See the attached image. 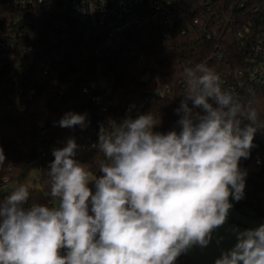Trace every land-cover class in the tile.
Wrapping results in <instances>:
<instances>
[{"label": "clouds", "instance_id": "obj_1", "mask_svg": "<svg viewBox=\"0 0 264 264\" xmlns=\"http://www.w3.org/2000/svg\"><path fill=\"white\" fill-rule=\"evenodd\" d=\"M183 76L189 88L175 110L179 132H154L151 112L109 120L94 145L102 175L89 177L68 138L52 149L47 171L58 206L25 207L23 183L0 199V264H175L193 244L209 243L232 207L229 196L243 198L239 161L264 121L255 101L222 89L206 64L185 67ZM86 115L68 111L54 124L83 129ZM232 231L236 243L214 264H264V223Z\"/></svg>", "mask_w": 264, "mask_h": 264}, {"label": "built area", "instance_id": "obj_2", "mask_svg": "<svg viewBox=\"0 0 264 264\" xmlns=\"http://www.w3.org/2000/svg\"><path fill=\"white\" fill-rule=\"evenodd\" d=\"M145 24L153 26L163 38L179 25L180 34L187 33L194 41L214 40L211 51L219 62H227L222 42L232 38L239 58L216 72L221 88L240 99L254 87L264 89V0H0V148L5 135L16 129L6 120L12 114L22 120L24 137L10 139L28 166L37 165L52 149L63 147L68 138H74L83 149H92L98 136L95 127L77 138L52 133L45 80L53 64L72 61L75 51L85 59L87 42L100 30L106 34L99 46L108 48L129 30ZM44 29L49 32L47 37ZM135 57L134 64L140 70L144 57ZM167 91L158 92L159 97ZM50 92L56 99L64 95L57 87ZM76 98L85 102L82 113L104 126L109 120L122 122L134 108L131 104L123 113H110L120 99L112 94L99 66L81 85ZM253 145L261 149L250 151L239 161L247 175L245 196L238 205L250 195L251 210L260 201L256 195L264 198V187L258 186L264 177V127L255 133ZM6 170L11 172L12 167ZM9 183L4 177L0 191H5ZM44 197L47 206H58V197Z\"/></svg>", "mask_w": 264, "mask_h": 264}, {"label": "trees", "instance_id": "obj_3", "mask_svg": "<svg viewBox=\"0 0 264 264\" xmlns=\"http://www.w3.org/2000/svg\"><path fill=\"white\" fill-rule=\"evenodd\" d=\"M42 34V31H39ZM43 33L47 37L49 32L44 29ZM38 34V33H36ZM106 34L105 30H100L94 35L86 45L85 59L80 55H75L72 61H64L53 64L50 73L45 80V88H47V108L50 117V123L53 125L52 133L61 138L69 136L79 137L83 132H87L89 128L95 127L97 135L101 127V123L94 121L91 115L86 118L88 122L85 128L79 126L60 127L54 124L58 118H61L66 112L72 111L75 113L83 112L84 101L78 100L76 94L81 85L86 82L97 66L100 67V72L109 82V89L112 94L119 97L118 104L110 109V113H123L127 105H133L131 113L126 117L135 118L139 114L151 112L157 120L158 125L154 126V132L167 133L171 130L179 132L180 126L177 124L179 115L175 110L179 108L180 101L185 99L183 95L188 91L189 85L183 76L185 67H192L197 63H204L209 66L215 73L223 67H229L230 62L239 58V54L235 49L234 40L226 38L223 43V54L228 58L227 62H219L212 55L211 45L214 40L207 41L200 38L194 41L189 34H180L179 25L168 38H163L162 34L153 26L145 24L125 33L113 46L108 48H100L99 44ZM141 55L144 57V62L140 70L134 64L135 56ZM233 63V62H232ZM231 63V64H232ZM44 85V84H43ZM59 88L64 92L60 99L52 97V89ZM168 89L161 97L156 98L155 93L162 92ZM253 100L257 108L258 117L260 120L264 117V89L254 87L250 92L245 94L241 100ZM191 101H188L189 107ZM6 120L12 123L16 129L9 132L3 139V144L0 149L3 150L5 160L0 164V181L4 177H8L10 182H15L17 185L24 183L23 170L28 167V161L23 158L19 149L16 148L10 138L18 139L24 137L21 121L18 116L9 114ZM4 123V122H3ZM247 123V121H245ZM6 133V132H5ZM11 136V137H9ZM98 136L95 137V145L97 144ZM76 149L75 159L84 163L91 178L100 176L99 161L103 159V154L96 147L92 149H83L79 142ZM261 149L253 146L250 151ZM54 159L52 151L48 153L38 164L36 183L38 188L29 189L30 196L25 204V207L32 204L46 205L45 194L50 197L49 178L47 171L49 163ZM12 167L11 172H7L6 168ZM258 186L264 187V177L260 180ZM35 183V182H34ZM89 183V187H92ZM261 189H256L254 192L259 193ZM9 192L0 191V199H3ZM249 194V193H248ZM258 200L259 203L254 210H251L250 195L237 206V210L246 215V210L252 212V216L264 219V198ZM245 207V208H244ZM63 253V249H61ZM175 264H188V261L178 256Z\"/></svg>", "mask_w": 264, "mask_h": 264}, {"label": "water", "instance_id": "obj_4", "mask_svg": "<svg viewBox=\"0 0 264 264\" xmlns=\"http://www.w3.org/2000/svg\"><path fill=\"white\" fill-rule=\"evenodd\" d=\"M155 97L158 98L159 94L155 93ZM244 196L245 193L243 198ZM243 198L237 201L233 200L230 195L229 200L232 207L228 210L224 223L212 230L209 243L206 246L193 244L179 256L185 258L188 264H214L222 251H226L236 243V235L232 231L233 227L242 231L248 228L254 229L264 223L262 218L245 215L237 210V206Z\"/></svg>", "mask_w": 264, "mask_h": 264}, {"label": "rangeland", "instance_id": "obj_5", "mask_svg": "<svg viewBox=\"0 0 264 264\" xmlns=\"http://www.w3.org/2000/svg\"><path fill=\"white\" fill-rule=\"evenodd\" d=\"M22 174H23V177H24V183L23 184H25L26 186H28L29 189H31V188H33V189L38 188V184L36 183V180L38 178L37 165H36V163L35 164H30L28 167H26L23 170ZM15 185H17V184L14 183V182L9 183L8 186L5 188V191H11V188L13 186H15ZM246 211H247L246 212V215L252 216V212L249 209L246 210Z\"/></svg>", "mask_w": 264, "mask_h": 264}]
</instances>
